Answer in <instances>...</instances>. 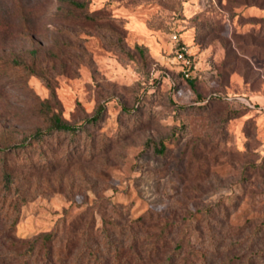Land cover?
I'll return each mask as SVG.
<instances>
[{"label":"rangeland","instance_id":"374dc122","mask_svg":"<svg viewBox=\"0 0 264 264\" xmlns=\"http://www.w3.org/2000/svg\"><path fill=\"white\" fill-rule=\"evenodd\" d=\"M74 1L0 0V148L83 126L0 151V264H264V0Z\"/></svg>","mask_w":264,"mask_h":264},{"label":"trees","instance_id":"16d2710c","mask_svg":"<svg viewBox=\"0 0 264 264\" xmlns=\"http://www.w3.org/2000/svg\"><path fill=\"white\" fill-rule=\"evenodd\" d=\"M69 4L75 6V7H79L82 8L84 6V4L76 2L74 0H67ZM103 112V108L99 107L97 109V111L95 112L94 116L88 120L85 121L86 124H94L97 121L100 120V117L102 115ZM84 123V124H85ZM83 129V126H77V125H72L69 124L68 122L62 120L59 115L57 114H52L50 116V125L49 127L45 130V131H37L35 134H33L29 139H23V141L20 144L17 145H12V146H6L4 148H0V151H12V150H18V149H23L26 145V142L28 140H35V141H39L42 140L44 137L46 136H50L51 134L57 132V133H62V134H68L70 136H75L77 135L81 130ZM157 151L163 152L164 151V147L162 145H160L159 149H157ZM4 179L6 182V185H10L11 183V176L7 173L4 172ZM43 239H50V236L47 235H43L42 236ZM179 255V254H178ZM177 256V254L175 255V257ZM179 257V256H178ZM190 255L189 253L186 254L185 258L182 257L179 259V262L182 264H190ZM177 261V259H172L170 258V260L168 259V264H174V261ZM182 261V262H181Z\"/></svg>","mask_w":264,"mask_h":264},{"label":"built area","instance_id":"2783aa9c","mask_svg":"<svg viewBox=\"0 0 264 264\" xmlns=\"http://www.w3.org/2000/svg\"><path fill=\"white\" fill-rule=\"evenodd\" d=\"M171 41L174 44V58L179 63L183 76L189 78L195 69L193 55L176 34L171 36Z\"/></svg>","mask_w":264,"mask_h":264}]
</instances>
